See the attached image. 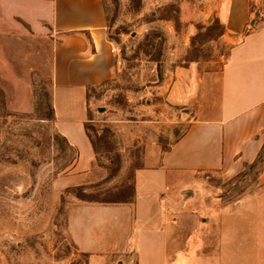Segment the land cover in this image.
Wrapping results in <instances>:
<instances>
[{
  "label": "crops",
  "instance_id": "obj_1",
  "mask_svg": "<svg viewBox=\"0 0 264 264\" xmlns=\"http://www.w3.org/2000/svg\"><path fill=\"white\" fill-rule=\"evenodd\" d=\"M201 2L198 15L218 21L219 40L236 42L220 66L170 72L168 97L190 106L188 120L155 165L136 170L132 203L68 209L66 234L88 264H264V170L253 192L226 205L207 200L201 179L234 177L264 148V0ZM25 29L48 38L53 126L76 154L56 187L88 185L87 90L118 70L103 1L0 0V32Z\"/></svg>",
  "mask_w": 264,
  "mask_h": 264
},
{
  "label": "rangeland",
  "instance_id": "obj_2",
  "mask_svg": "<svg viewBox=\"0 0 264 264\" xmlns=\"http://www.w3.org/2000/svg\"><path fill=\"white\" fill-rule=\"evenodd\" d=\"M102 1L118 70L87 90L95 163L85 186L55 184L76 154L53 126L48 38L0 32V264H88L66 234L68 209L85 203L80 189L105 200L133 186L136 170L155 165L188 120L190 106L168 97L170 72L190 62L220 66L236 42L220 41L218 21L198 15L201 0ZM262 170L264 148L234 177L204 175L207 200L236 202L261 183Z\"/></svg>",
  "mask_w": 264,
  "mask_h": 264
},
{
  "label": "trees",
  "instance_id": "obj_3",
  "mask_svg": "<svg viewBox=\"0 0 264 264\" xmlns=\"http://www.w3.org/2000/svg\"><path fill=\"white\" fill-rule=\"evenodd\" d=\"M119 190L123 191L121 195L105 200H100L98 197L87 194L83 189H80V194L76 196L81 201L89 204L114 205V204H129L133 202L134 188L133 186L122 185ZM120 191V192H121Z\"/></svg>",
  "mask_w": 264,
  "mask_h": 264
}]
</instances>
